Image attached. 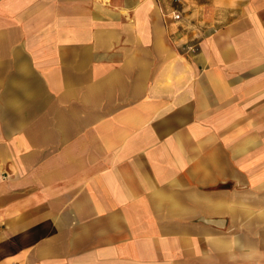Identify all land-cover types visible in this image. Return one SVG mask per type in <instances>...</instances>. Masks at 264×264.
<instances>
[{
    "label": "crops",
    "instance_id": "0c3cea01",
    "mask_svg": "<svg viewBox=\"0 0 264 264\" xmlns=\"http://www.w3.org/2000/svg\"><path fill=\"white\" fill-rule=\"evenodd\" d=\"M178 9L182 21L169 26L165 13ZM176 25L202 29L193 59L173 47ZM43 62L59 64L39 71ZM96 90L152 95L114 108L158 116L90 121L76 140L70 111L99 109L87 101ZM45 92L63 100L44 102ZM0 110V264H221L203 256L218 247L189 245L187 231L219 219V204L189 200L184 180L145 181L152 153L137 142L156 133L141 140L138 130L158 119L171 133L264 151V0H0ZM99 126L102 169L92 159ZM226 218L229 251L241 255L227 264H264V209L249 205L243 225Z\"/></svg>",
    "mask_w": 264,
    "mask_h": 264
},
{
    "label": "rangeland",
    "instance_id": "374dc122",
    "mask_svg": "<svg viewBox=\"0 0 264 264\" xmlns=\"http://www.w3.org/2000/svg\"><path fill=\"white\" fill-rule=\"evenodd\" d=\"M178 10L174 11L180 12L182 16L185 15V13L182 14V9ZM165 14L169 19V26L170 24L172 25L174 20L172 16L168 17L171 12ZM176 30L178 32L170 36L173 47L178 49L188 59H193L201 51L202 39L200 38V34L203 32L202 29H183L177 26ZM187 35L192 37L191 39L200 41L198 43L200 50L195 55L186 53L184 49L183 44L186 41H190L189 38H185ZM180 38H183V40L180 41ZM57 64L59 63H38V70L51 71V67ZM53 69L59 71L64 68L58 65ZM58 80V77L51 79L44 78L41 84L46 88L51 81L56 82ZM28 82L32 85L39 84L35 78H29ZM121 89L126 91L128 87L123 86ZM157 96H160L159 98L161 100L164 97V95ZM42 98L44 102L63 100L61 95L51 94L49 92H45ZM150 99H152V95L147 93L135 94L123 92L120 94L106 95L96 90L95 93L87 96V101L93 105H98L99 109L91 108L89 110L77 105L75 106L76 108L70 111V117L74 120L75 126L73 133H75L76 140H79L77 135L82 133L84 126L86 125V128H88L87 123L90 121L92 123H99L101 119H120L123 118V115L129 116L131 114H136L144 118H149L151 115L158 116V113H154L148 109L134 111L129 108L122 110L114 108L116 102H123L124 107H129L137 101L143 102L149 101ZM73 102L75 101L73 100ZM0 112L5 113V110H0ZM51 112L60 113L57 117H64L62 114L64 110L60 109L58 111L45 110L43 118H50ZM162 114L161 112V117ZM154 123L155 127L142 125L138 130V135L141 140L153 133L154 130L156 133V140L137 142L139 147L145 146L149 150V153H152L149 160L143 161V167L148 171L145 181L158 185L160 182L165 181L164 177H168L170 182L174 184H183L181 180H184L188 184L187 192L189 200L199 201L202 198L210 199L213 197L212 199L219 204V206L214 207L222 209L218 211L220 218L208 223L200 221L189 222L187 224L189 234L188 244L191 245L197 240L199 245L218 247V253L205 252L203 254L205 261L217 260L221 264H227L234 257L241 256L229 251L234 245L233 240L235 238L229 235L230 233H235V227L233 222L226 221L225 219H227L226 217L232 211L236 217V221L243 225L244 213L249 205L255 211L264 209V205L261 203V201L264 203V151L259 149L257 143L240 142L238 140H235L233 143L232 141H226V143L212 142L209 139L198 141L191 137L180 135L175 131V127H171V133L170 126H164L162 123H158V119H150V124ZM70 124H72V121H70ZM110 128L114 130L117 126L113 125ZM100 134L101 126L95 127L92 130V159L97 163V167L102 169L103 164L99 161L101 159V153L97 146L100 143ZM78 144V142H75V146ZM231 146L234 147L232 150H230ZM147 149L141 152L146 153L145 150ZM213 149L214 151L212 152ZM211 153H214V155ZM169 166L178 168L176 177L168 176L165 172L169 170ZM182 177L185 179H181ZM203 184L205 188L202 189L200 187ZM144 209V213H147L148 206L145 205ZM240 214L243 216L240 217ZM215 225L220 226V229H222L219 238L214 236L216 233H213L212 226ZM214 229L216 228L214 227ZM195 235H198V237H190ZM188 256H191V254Z\"/></svg>",
    "mask_w": 264,
    "mask_h": 264
},
{
    "label": "built area",
    "instance_id": "2783aa9c",
    "mask_svg": "<svg viewBox=\"0 0 264 264\" xmlns=\"http://www.w3.org/2000/svg\"><path fill=\"white\" fill-rule=\"evenodd\" d=\"M171 16L174 20V22L179 23L182 20V15L178 11H173L171 13ZM184 49L186 50V53L195 55L200 49L198 47V40L196 39H191L190 41H187L183 44Z\"/></svg>",
    "mask_w": 264,
    "mask_h": 264
}]
</instances>
